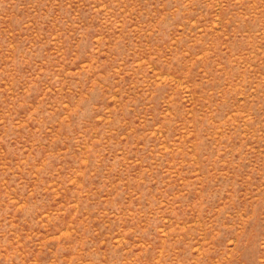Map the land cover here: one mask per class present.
Returning <instances> with one entry per match:
<instances>
[{
    "label": "rangeland",
    "instance_id": "rangeland-1",
    "mask_svg": "<svg viewBox=\"0 0 264 264\" xmlns=\"http://www.w3.org/2000/svg\"><path fill=\"white\" fill-rule=\"evenodd\" d=\"M0 264H264V0H0Z\"/></svg>",
    "mask_w": 264,
    "mask_h": 264
}]
</instances>
